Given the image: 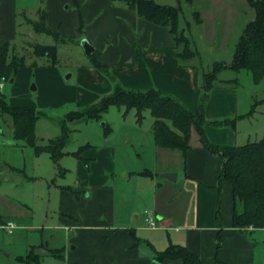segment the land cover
I'll return each mask as SVG.
<instances>
[{"label": "rangeland", "instance_id": "rangeland-1", "mask_svg": "<svg viewBox=\"0 0 264 264\" xmlns=\"http://www.w3.org/2000/svg\"><path fill=\"white\" fill-rule=\"evenodd\" d=\"M73 1L54 0L55 9H49L50 2H45L44 11L50 10V18L47 19L46 25L52 30H58L60 38L39 32L35 24L41 23L43 15L41 13L33 20L29 18L23 20L24 29L38 36V40L26 37L25 43L57 46L56 65H51L52 60L49 57L37 56L34 48L24 44L18 37L13 42L15 45L12 43L7 46V62L9 64L14 59L22 58L25 59L24 67L17 72L10 66L2 67L1 70L4 72L0 70V82H2L3 76L7 77L5 89L0 90V98L12 106H15L12 101H15L17 105H21L20 107H34L41 112V117L36 125L39 144L43 139L48 141V139L61 137V123L69 114L99 104L102 99L114 93L115 86L119 83V79L115 77L114 73L117 67L110 64L108 72L115 77V80L96 68L102 74L103 80L108 82L111 88L110 92L105 90V87L103 88L104 84L96 86V82L93 83L94 79H91V84L87 80L88 71L95 68L92 58L98 61L100 55L87 56L83 43L87 41L88 36L92 38L93 34L97 37L100 36L103 28L97 26L98 16H96L94 22H90L86 28L82 29V32L75 29L74 21L78 20L79 8L77 5L79 4L75 5ZM153 1L159 5L179 7L181 11L179 27L185 31L186 36L187 31L191 33L188 34L191 37L190 48L193 50L192 45H194L196 47L194 51L198 55L185 64L199 70L201 77L197 108L200 105L202 94V76L213 72L217 76L213 81L214 87H228L235 91L238 114L247 113L252 105L257 103L251 119L237 122L238 140L236 146L263 139L264 78L255 84L249 71L235 72L223 67L231 63L238 38L245 25L254 19L255 14L249 7L248 0H192V3H188L187 0ZM105 2L106 0H82V12L90 8L87 6H95L100 7L99 13H109ZM123 5L120 1H116L112 6L122 7ZM193 12L200 14L203 21V25L200 27L193 22ZM191 23L194 25L192 31H190ZM191 40H193V44ZM108 54L107 48L103 60L112 61L113 58ZM34 87L36 90H33ZM80 91H82V99ZM84 95L85 97H83ZM207 101L208 99L203 103V107ZM231 118L233 117L226 116L224 119L230 120ZM7 120H3L2 115L0 116V135L6 134L7 127L8 130H12V126ZM153 120L149 111H145L142 122L138 124L135 110L126 113L125 108L119 109L113 106L100 119L68 123L71 133L68 145L64 149L66 154L59 160L58 165L52 163L57 173L60 174L58 178L61 183H66L65 180H62L61 174L64 172L62 168L67 167L72 171L68 176V181L76 177V159L67 153L76 152L81 146L88 144L94 148L93 153L110 149L108 153L95 157L99 162L97 167L99 173L103 171V175L108 176L107 187L114 189L116 203L123 208L120 217L126 220L128 213L133 211L130 215L134 226L138 227V236L155 241V247L163 249L164 244L161 243H163L166 233L159 229L150 230L143 226V219H146L150 214V212H146L150 209L146 202L147 199L152 198L153 194L158 197L170 195L181 185L183 186L184 165L180 158L181 153L178 151H165L167 153L159 151L161 153L155 154L157 149L152 136ZM106 125L112 130L108 136L105 135ZM257 127L258 131L254 133L252 129ZM26 148L23 151L20 146L0 147V215L20 217L21 214L24 223H26L25 226H27V228L16 229L12 235L1 229L4 225L1 226L0 264H25L27 261L35 264L32 259L29 260L28 256L29 254L37 255L36 252L41 256V258L39 257L40 264H69L65 259L53 257L49 251L57 249L62 243L57 235V239H53L54 232L46 228L59 221V216L54 210L56 197L49 194L47 183L43 178L44 175H48L50 169L42 159L40 161L33 159L35 160L33 162L29 153L30 148ZM42 156V158H49L46 153ZM111 159L115 167L112 172H108L106 168ZM8 164L17 166V169L26 166L27 170L25 173L14 171L8 167ZM167 167L170 168L171 174L175 176L178 174L176 182L163 178V175L167 174L164 173ZM144 171H148L152 175H139ZM31 172H35L36 179L26 178L25 174L30 175ZM20 204L27 207H22ZM188 204L186 212L191 216L193 197L190 198ZM72 234L74 235V233ZM169 234L175 235L173 231H169ZM259 250L260 253L262 252L261 264H264V243ZM145 251L150 250L142 244L139 247V252L145 253ZM21 257H23L22 262L18 259Z\"/></svg>", "mask_w": 264, "mask_h": 264}, {"label": "crops", "instance_id": "crops-1", "mask_svg": "<svg viewBox=\"0 0 264 264\" xmlns=\"http://www.w3.org/2000/svg\"><path fill=\"white\" fill-rule=\"evenodd\" d=\"M116 1L124 5L122 7L112 6ZM45 2H50L49 9H55L54 0H0V50L4 44H12L18 37L24 44H27L25 40L28 36L33 40H38L37 35L24 29L23 20L27 18L33 20L41 13L46 14L47 21L50 18V10L44 11ZM73 2L75 5L79 4L77 5L78 20L74 21V27L80 32L90 22L93 23L98 16L97 26L103 28V31L98 37L94 34L93 38L88 36L87 42L94 46L96 55H100V61L98 60L100 64L117 67L114 73L119 79V85L132 91L156 90L176 99L190 112L197 111L199 87L201 86L199 70L178 64L176 43L169 27L159 26L140 18L128 2L123 0H106L105 4L110 12L102 14L98 11L100 7L95 6H87L90 8L82 12V0ZM190 25V31H192L194 25L193 23ZM201 25L203 21L197 26ZM52 31L60 34L58 30ZM186 33L190 40L191 37L188 34L191 33L188 31ZM27 45L34 46L31 43ZM192 46L194 50L196 47ZM107 48L108 55L113 58L112 61L103 60ZM93 67H95L94 62ZM88 72L87 80L90 84L91 79H94L93 83L96 82V86L104 84L103 88L105 87L104 89L110 92L108 82L103 80L102 74L97 71L96 67ZM80 95L82 99V91ZM12 104L21 106L15 101H12ZM237 106L235 91L228 87H214L208 93V101L204 107V117L207 122L204 132L211 144L236 146L237 122L251 119L254 114H251L253 105L247 113L242 114H238ZM226 116L233 118L224 119ZM227 120L233 121L232 126L213 125V122ZM7 122L11 126L10 121ZM8 129L7 127L8 132L6 131L5 135H0V147L20 146L23 151L29 147L32 160L42 159L50 169L48 175H44L43 178L47 183L49 194L56 197L54 210L59 216V221L46 228L54 232L53 239H57V235L62 242L57 249L49 250L53 257L65 259L69 264H151L155 261L158 252L175 245L186 247L196 253L202 264L262 263V252L260 253L259 249L264 243V229L238 230L232 227V217L237 202L232 195L229 183L223 182L219 185L222 160L203 147L194 130L190 133L188 150L184 156L182 154L180 156L184 165L183 186L181 185L170 195L158 197L153 194L152 198L147 199L146 202V205L150 207L149 211H146L150 212L148 216L151 214L155 216L159 223L158 229L166 233L161 243L164 244L163 249H157L155 241L138 236V227L134 226L130 215L133 211L128 213L126 220L120 217L123 208L116 203L114 189L107 187L109 178L103 175V171L99 173V168H97L99 162L95 156L108 153L110 149L93 153L94 148L88 144L79 148V150L84 149L79 158L74 155L79 150L67 153L76 159V177L68 181V176L72 171L67 167L62 168L64 169L61 174L62 180L66 183H61L58 178L60 174L57 173L53 164L58 165L59 163H56L49 153H46L49 158H42L45 153L37 155L32 147L14 138L13 129ZM258 129L257 127L252 130L256 133ZM59 137L48 139V141L43 139L40 144L37 140V143L44 145ZM156 149L155 154L161 153L159 151H164L162 153L172 151L157 147ZM8 167L21 173L27 170L26 166L17 169V166L8 164ZM114 167L111 159L106 170L112 172ZM164 173L172 172L167 167ZM25 175L30 180L37 178L35 172ZM139 175L151 176L152 174L144 171ZM177 179L178 174L175 182ZM161 186L163 187V184ZM191 197H193V212L190 216L186 209L189 207L188 202L190 203ZM7 221L15 222L18 229L27 228L21 214L20 217L0 215V228ZM143 221L145 227V218ZM169 231H173L175 235H170ZM218 233H220L221 242L217 249ZM142 244L146 245L150 251L140 253L139 247ZM36 254L41 258L37 252ZM159 264H181V261L164 260Z\"/></svg>", "mask_w": 264, "mask_h": 264}, {"label": "trees", "instance_id": "trees-1", "mask_svg": "<svg viewBox=\"0 0 264 264\" xmlns=\"http://www.w3.org/2000/svg\"><path fill=\"white\" fill-rule=\"evenodd\" d=\"M135 10L137 15L153 24L169 27L177 48V62L186 66V62L197 57L198 53L190 48L188 37L185 31L179 27L180 8L159 5L153 0H123ZM192 0H187L192 3ZM249 7L254 11V19L249 21L234 47L232 61L224 65L225 69L235 72L249 71L252 81L258 84L264 78V0H248ZM193 22L201 24L202 20L198 12H193ZM39 25V26H37ZM42 34H48L60 38L59 34L53 32L46 25V14L42 15L40 24H35ZM182 48L180 49V46ZM5 44L0 50V68L10 66L17 72L24 67L25 59H14L7 62L8 51ZM35 54L39 57H49L51 65H56L58 58L57 46L34 45ZM96 52L92 55L95 56ZM91 57V56H90ZM94 66L108 75V67L100 64L92 58ZM216 70V65L214 66ZM202 94L200 105L195 113L190 112L176 99L156 90L145 92L132 91L116 84L114 93L92 105L86 110L69 114L61 123L62 136L49 141L47 144L38 145L36 138V125L41 117V112L34 107L12 106L0 98V112L3 120L8 119L14 131V138L32 147L37 155L49 153L52 159L58 163L66 154L64 149L68 145L71 130L68 123L82 122L90 119H100L111 107L125 108L126 113L135 110L136 121L140 124L143 120V113L149 111L152 116V135L157 148L178 151L183 156L189 148L191 130H194L203 145L213 156L222 160L219 172V185L227 182L231 186L237 207H234L232 227L238 230L264 229V139L248 143L243 146H227L211 144L204 132L207 122L204 117V102L208 99V93L214 88L213 81L216 74H204L202 76ZM253 106L251 114L254 111ZM7 120V121H8ZM233 121L213 122L217 127L232 126ZM105 135L108 136L112 130L106 125ZM80 149L74 155L80 157ZM146 175L145 173H142ZM239 205V206H238ZM220 233L217 238V249L220 247ZM19 261L22 262V259ZM35 264H40L38 255L29 254ZM164 260H179L181 264H202L198 255L186 247L171 245L164 251L158 252L155 261L158 263ZM25 264H32L27 261Z\"/></svg>", "mask_w": 264, "mask_h": 264}, {"label": "built area", "instance_id": "built-area-1", "mask_svg": "<svg viewBox=\"0 0 264 264\" xmlns=\"http://www.w3.org/2000/svg\"><path fill=\"white\" fill-rule=\"evenodd\" d=\"M5 82H6V78H3L2 82H0V90H2V91L5 89ZM0 116H1V114H0ZM145 228L150 229V230H156L159 228V223H158L156 217L153 216L152 214L149 215L145 219ZM3 229L8 234L12 235L14 233V231L16 229H18V226L13 221H7L6 224L3 226Z\"/></svg>", "mask_w": 264, "mask_h": 264}, {"label": "water", "instance_id": "water-1", "mask_svg": "<svg viewBox=\"0 0 264 264\" xmlns=\"http://www.w3.org/2000/svg\"><path fill=\"white\" fill-rule=\"evenodd\" d=\"M83 46H84L86 55L89 57L92 56L96 51V49L87 41L83 43ZM33 90H36V88L34 87ZM163 178H166L167 180L174 182L176 179V176L174 174L167 173L163 175ZM151 264H159V263L157 261H152Z\"/></svg>", "mask_w": 264, "mask_h": 264}]
</instances>
